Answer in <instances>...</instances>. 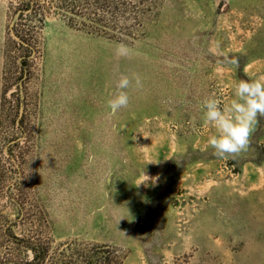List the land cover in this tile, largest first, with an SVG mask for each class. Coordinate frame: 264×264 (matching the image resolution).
Listing matches in <instances>:
<instances>
[{"label":"rangeland","instance_id":"374dc122","mask_svg":"<svg viewBox=\"0 0 264 264\" xmlns=\"http://www.w3.org/2000/svg\"><path fill=\"white\" fill-rule=\"evenodd\" d=\"M42 2L0 0V264L29 242L91 248L86 264H264V116L220 158L201 104L264 75V0H155L124 40ZM132 73L143 87L109 108Z\"/></svg>","mask_w":264,"mask_h":264},{"label":"trees","instance_id":"16d2710c","mask_svg":"<svg viewBox=\"0 0 264 264\" xmlns=\"http://www.w3.org/2000/svg\"><path fill=\"white\" fill-rule=\"evenodd\" d=\"M47 11H53L57 16L69 23L79 25L89 31L105 34L118 40L126 37L134 38L143 26L147 11L152 9L155 0H43ZM34 1L28 9H31ZM21 11V10H20ZM13 30V26H11ZM17 35V34H16ZM18 36V35H17ZM20 37V36H18ZM23 43L26 41L20 37ZM69 244L63 250L52 252L47 245L29 242L26 249L32 251V257L18 259L7 258L3 264H86L92 257L91 250L81 246L75 248L71 256L78 257L77 261H67ZM76 255V256H75ZM72 258V257H71ZM79 260V262H78ZM70 262V263H68ZM101 264H113L111 260Z\"/></svg>","mask_w":264,"mask_h":264},{"label":"clouds","instance_id":"9594fccd","mask_svg":"<svg viewBox=\"0 0 264 264\" xmlns=\"http://www.w3.org/2000/svg\"><path fill=\"white\" fill-rule=\"evenodd\" d=\"M133 87H143L141 76L137 73L131 76L121 74L115 84L116 91L108 101L109 108L118 110L127 107L128 89ZM201 104L205 122L214 129V134L208 137L207 146L220 158L246 151L258 116H264V75L251 74L249 79L238 81L230 102L207 96Z\"/></svg>","mask_w":264,"mask_h":264},{"label":"water","instance_id":"95a60500","mask_svg":"<svg viewBox=\"0 0 264 264\" xmlns=\"http://www.w3.org/2000/svg\"><path fill=\"white\" fill-rule=\"evenodd\" d=\"M12 34L14 35V36H16L17 38H19L13 31H12ZM19 40H21L20 38H19ZM22 41V40H21Z\"/></svg>","mask_w":264,"mask_h":264}]
</instances>
